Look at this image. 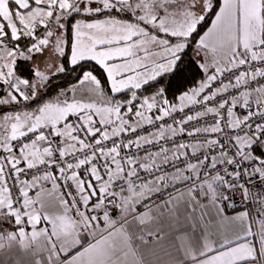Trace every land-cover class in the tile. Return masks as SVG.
Listing matches in <instances>:
<instances>
[{
    "label": "snow or ice",
    "instance_id": "6c2138e0",
    "mask_svg": "<svg viewBox=\"0 0 264 264\" xmlns=\"http://www.w3.org/2000/svg\"><path fill=\"white\" fill-rule=\"evenodd\" d=\"M243 165L264 177V0H0L6 264H119L113 211L149 222L154 195L195 181V214ZM182 196L161 206L177 220ZM255 258L243 244L203 264Z\"/></svg>",
    "mask_w": 264,
    "mask_h": 264
},
{
    "label": "crops",
    "instance_id": "0c3cea01",
    "mask_svg": "<svg viewBox=\"0 0 264 264\" xmlns=\"http://www.w3.org/2000/svg\"><path fill=\"white\" fill-rule=\"evenodd\" d=\"M195 195L198 204L197 212L193 214L189 206L196 201L189 192L183 193L179 220L174 214H169L168 207H161L165 202L154 205L153 219L143 224L131 214L125 218L113 211L112 216L117 223L126 224L125 248L117 253L119 264H203L212 255L243 244L254 248L256 258L239 261L238 264H264V231L255 229L251 214L246 210L229 213L223 196L215 188L199 190ZM217 200L224 205L223 212L231 222L227 234L217 227ZM201 210L203 217L199 215ZM247 228L251 229V234ZM10 230H15L14 226ZM92 239L84 237L87 243H91ZM16 254V251L9 254L6 250H0V264H6Z\"/></svg>",
    "mask_w": 264,
    "mask_h": 264
},
{
    "label": "built area",
    "instance_id": "2783aa9c",
    "mask_svg": "<svg viewBox=\"0 0 264 264\" xmlns=\"http://www.w3.org/2000/svg\"><path fill=\"white\" fill-rule=\"evenodd\" d=\"M243 167L249 169V174L241 172L239 177L232 178L228 175V169H225L224 180L219 182L215 181V176L213 175L214 188L223 198L227 196V200H224V203L229 213L239 210L248 211L252 216L255 229L264 231V177L259 174L252 175L251 165H243ZM201 175L203 178V173ZM193 183L195 181H187L182 185L177 184L174 187L165 188L152 197V205L162 204L176 193L190 192ZM225 183L231 185V187H226ZM245 191L247 195H245ZM137 210L142 212L144 208L143 206H138Z\"/></svg>",
    "mask_w": 264,
    "mask_h": 264
},
{
    "label": "trees",
    "instance_id": "16d2710c",
    "mask_svg": "<svg viewBox=\"0 0 264 264\" xmlns=\"http://www.w3.org/2000/svg\"><path fill=\"white\" fill-rule=\"evenodd\" d=\"M58 83H60L61 86H66V85L64 84V81H63V80L58 81ZM52 94H54V92H52Z\"/></svg>",
    "mask_w": 264,
    "mask_h": 264
}]
</instances>
